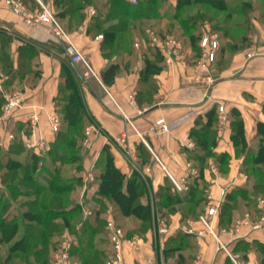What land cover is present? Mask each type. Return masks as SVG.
<instances>
[{"label": "crops", "instance_id": "0c3cea01", "mask_svg": "<svg viewBox=\"0 0 264 264\" xmlns=\"http://www.w3.org/2000/svg\"><path fill=\"white\" fill-rule=\"evenodd\" d=\"M84 13L85 20L67 32L85 55L94 75H86L82 63L70 61L65 45L48 30L27 25L0 0V26L13 37L10 52L14 69L19 67L18 48L22 43H32L40 51L36 59L30 61L31 64L37 61L38 75H26L15 91L24 94L23 106L14 112L9 123L0 125V140L4 141L0 148L8 151L14 143H20L26 153L33 154L27 143L40 139L45 140L49 148L59 132L68 128L61 109L76 93L83 113L77 128L83 129L91 141L88 148L84 146L85 140L82 142L86 153L83 176L92 172L96 178L103 172L106 150L125 179L122 191L128 192L129 182H139L144 188L140 199L150 208L147 230L137 233L130 229L131 233L126 234L124 264H194L198 256L204 264H261L255 243L264 244V227L257 230L250 224L238 225L248 214L251 222L257 220V201L251 211L241 209L230 225L220 223L228 196L250 185L241 170L243 158L232 141L231 121L234 111L240 114L247 144L257 150L258 124L264 123V55L248 59L246 48H241L232 54L227 65L225 55L218 54L209 68L196 70V60L190 61L191 52L186 50L185 62L166 65L154 77L156 89L148 94L149 86L141 80L144 43L140 49L134 46L131 55L107 59L102 52L103 38H97L101 34L91 28L97 9L91 5ZM136 40L143 41V37L135 34L134 42ZM263 45L264 42L259 46ZM56 46L63 51L58 52ZM116 61L120 64L117 75L111 83L105 84L102 73ZM4 79L1 72L0 89ZM221 105L227 116L222 129ZM33 114L39 116L36 128L31 123ZM53 115L60 119L58 132H54L50 124ZM210 115L215 120L211 126L216 133L213 151L218 156L227 155L223 161L219 157L200 159L202 152L193 131L205 132ZM160 119L168 125V132H162L156 125ZM10 133L15 136L13 141L7 138ZM26 153L20 158L24 159ZM176 183L182 186L181 190ZM195 187L197 194L191 196ZM87 190L86 197L95 192L92 186ZM165 193L172 195L169 207L161 203ZM178 199L182 202H177ZM211 207L217 209L211 225L228 245L236 263L227 252L217 250L211 234H199L205 227L197 214H206ZM116 208L112 203L111 209ZM121 223L134 226L142 222L130 216L123 217Z\"/></svg>", "mask_w": 264, "mask_h": 264}, {"label": "trees", "instance_id": "16d2710c", "mask_svg": "<svg viewBox=\"0 0 264 264\" xmlns=\"http://www.w3.org/2000/svg\"><path fill=\"white\" fill-rule=\"evenodd\" d=\"M22 1L31 12L40 9L37 0ZM44 1H51L55 17L66 31L82 23L85 20L84 10L93 5L97 14L91 21V28L103 35L102 52L107 59L131 55L134 36L140 34L144 38L141 80L148 84V94L156 89L154 77L166 67L164 51L147 45L144 30L148 25L155 27L162 38L168 33L181 40L191 48L190 61H195L199 56V43L205 25H211L213 31H218L234 53L241 49L239 43L245 44L249 38L241 34L238 40L237 35L231 32L227 25L232 15L241 6L244 22H251L250 25L254 22V18L250 17L254 9L251 0L235 1L237 5H231L233 0H137L136 4L128 0ZM211 10L226 13L225 18L216 21L210 15ZM12 40L13 37L0 26V73L5 78L0 89V114L6 102L5 95L15 92L26 75L37 76L39 73L38 66L37 71H28L32 68L30 61L36 59L40 52L34 44L28 42L19 46V67L14 69L10 52ZM55 49L63 51L60 46ZM119 65L117 61L111 62L104 70L102 79L105 84L114 80ZM70 66L79 73L76 67L72 64ZM61 113L68 128L59 132L42 158L26 153L20 143H14L8 151L0 148V249L8 246L5 252L0 250V264H50L60 244L54 238L69 232L74 237L70 248L73 261H79L80 264H107L109 252L104 231L108 220L104 219L106 213L111 211V217L118 223H121L123 217L130 216L141 220L142 223L134 227L120 224L125 237L131 233L130 229L143 233L149 227L150 208L140 199L144 196V188L134 180L128 183V192H123L125 179L115 167L112 155L106 150L103 152V172L89 185L95 188V192L86 197L93 215L84 216L82 207L72 198V194L84 185L83 162L86 154L82 145L86 135L83 129L77 128L83 113L76 93L62 107ZM214 121L210 115L205 132L199 129L193 131L202 152L201 160L219 157L223 161L227 158V155L218 156L213 151L216 133L211 126ZM231 126L232 141L238 155L243 158L241 170L252 184L238 188L228 196L220 225H230L241 209L251 211L257 198L264 196V123L258 124L257 150L248 146L243 120L235 111ZM23 153L26 156L21 159ZM190 194H197L196 187L192 188ZM188 197L189 194L185 196ZM171 202L172 195H162L163 206L169 207ZM177 202L181 203L182 199ZM112 203L117 206L116 209H111ZM203 214L197 216L200 218ZM256 216H259V210ZM255 246L261 255L260 263L264 264V244L255 243Z\"/></svg>", "mask_w": 264, "mask_h": 264}, {"label": "built area", "instance_id": "2783aa9c", "mask_svg": "<svg viewBox=\"0 0 264 264\" xmlns=\"http://www.w3.org/2000/svg\"><path fill=\"white\" fill-rule=\"evenodd\" d=\"M133 4H136V0H128ZM5 5L13 13L21 16L24 22L27 25L33 27H41L48 30L58 41L62 42L65 45V52L70 61L73 63H82L87 72L86 75H94L89 62L87 61L85 55L82 51L75 45L71 35L64 29L63 25L55 17L53 10L50 6H46L39 1L40 9H35L33 12L29 11L27 6L23 3L22 0H5ZM92 13L94 11L92 10ZM145 36L147 45L151 48H161L164 51L165 64L172 66L176 61L186 60V49L183 44L177 40L172 35H165L163 38L160 37L159 32L156 28L148 27L145 29ZM98 39L103 38V35H99ZM141 40H136L134 43L135 48L140 49L142 45ZM201 48L203 49L202 57L197 60L195 63L196 70L207 69L212 65L217 58V51L219 49V42L216 37L208 34H204L200 43ZM245 54L248 59H252L259 55H264V45L260 46H251L245 49ZM6 102L2 108L0 115V125L9 123L14 112L23 106L25 97L21 92L9 93L5 96ZM220 111V126L221 129L227 122L226 111L224 105H221L219 108ZM39 116L33 114L31 117V123L33 128L38 126ZM50 124L54 132H58L60 128V119L53 115L50 117ZM156 125L161 129L162 132H168L169 127L165 123L164 119L157 121ZM90 134V131H87V135ZM9 141H13L15 136L13 133L8 134L7 136ZM124 138V137H123ZM4 145V141L0 140V147ZM85 147L91 146V141L87 137L84 141ZM192 147V144H189ZM27 147L33 151V154L39 158H42L44 152L47 150L46 141L40 139L38 141L27 143ZM40 166L43 165L42 162L39 163ZM85 182L91 184L95 182V175L92 172H89L85 176ZM87 187V186H86ZM85 187V190H86ZM176 187L181 190L182 186L176 183ZM259 216L257 220L251 222L250 215H246V218L238 221V225L247 224L251 225L254 229L260 230L264 227V196L259 197L257 200ZM80 206L82 207L83 214L85 217H90L93 215V210L87 207L82 201H80ZM217 209L215 207L209 208L206 214L201 215L199 220L204 225L205 230L199 234L209 233L215 239L217 244L218 251H225L228 254V257L235 262L233 256L230 254L229 247L227 244L223 243L220 239V234L216 231L211 225V219L216 215ZM105 232L107 236V241L109 244V257L107 264H124V245L126 242L125 233L123 228L117 224V222L109 218L105 223ZM224 232L223 230H220ZM72 241L65 240L59 250L54 255L50 264H77L73 261L70 255ZM236 263V262H235ZM194 264H204L203 259L198 256L194 260Z\"/></svg>", "mask_w": 264, "mask_h": 264}, {"label": "rangeland", "instance_id": "374dc122", "mask_svg": "<svg viewBox=\"0 0 264 264\" xmlns=\"http://www.w3.org/2000/svg\"><path fill=\"white\" fill-rule=\"evenodd\" d=\"M42 2V4H44V5H46V6H50L51 7V5H52V3L51 2H49V1H47V2H45L44 0H41ZM137 1V0H136ZM240 2V1H238V0H233V3L231 4V5H235L236 4V2ZM252 2H253V5H254V9H253V11L250 13V17L253 19L254 18V22H252V24L250 25V23L248 22V23H245L244 22V16L242 15V13H241V11H240V9H242L241 8V6H239L238 8H237V12L235 13V14H233L232 15V17H231V19H230V23H229V25H227L229 28H230V30H231V32L232 33H235L236 35H237V38H238V40H240L239 38L240 37H238V35H241V34H246V35H248V38H249V40H248V42L247 43H245V44H241V43H239V46H240V48H242V49H244V48H249V47H251V46H253V45H255V46H259V45H261L263 42H264V0H251ZM133 4V3H132ZM237 5V4H236ZM168 7V6H167ZM167 9V8H166ZM216 13H218L217 11H215V10H211L210 11V15L211 16H213V17H215L216 19V21H221L222 19H224L225 18V14L226 13H218V15H216ZM247 24H248V26H247ZM64 27V26H63ZM148 27H153V26H147L146 28H148ZM145 28V29H146ZM153 28H155V27H153ZM64 29H65V27H64ZM66 30V29H65ZM144 33H145V30H144ZM204 34H208V35H212V36H214V37H216V39H217V41L219 42V49H218V51H217V56H218V54L219 55H225V63H226V65H227V63H229V61H230V58L232 57V54H233V52H231V49H229L228 47H227V41L225 40V39H222V36H221V34L218 32V31H213L212 30V26L211 25H205V30H204V32H203V36H204ZM167 35H172V34H168L167 33ZM173 36V35H172ZM144 37L146 38V36H145V34H144ZM174 37V36H173ZM176 38V37H175ZM203 38V37H202ZM177 39V38H176ZM143 40H144V38H143ZM177 40H179V39H177ZM182 44H183V42L181 41V40H179ZM143 42V41H142ZM135 43V42H134ZM200 43H201V41H200ZM200 43H199V49H200V52H199V56H198V58L196 59V61L195 62H197V60H199L201 57H202V54H203V49L201 48V46H200ZM259 43V44H258ZM183 46H184V48L186 49V50H189L190 52H191V48L190 47H187V46H185L184 44H183ZM36 60H35V63L34 64H32V68L30 69H28V71L29 70H33L34 72L35 71H37V68H36ZM18 71H20V69L18 70ZM11 93H13V92H11ZM95 180H96V178H95ZM252 184V181L250 182V185ZM90 184H87L86 182H85V177H84V185L81 187V188H78L72 195V198L75 200H77L76 202L77 203H80V201H82L87 207H89V208H91L92 209V207L89 205V204H87L86 203V192L88 191L87 189H89L90 188V186H89ZM87 186V187H86ZM89 186V187H88ZM85 187H86V190H85ZM82 191V194H81V196H80V192ZM93 195V194H92ZM89 196H91V194H89ZM257 200H258V198H257ZM256 200V201H257ZM107 215H104V219H109V218H112L111 216V214H113L111 211H109L108 213H106ZM113 219V218H112ZM115 221H116V219H114ZM117 222V224L118 225H120L121 223H118V221H116ZM122 225V224H121ZM120 225V226H121ZM123 226V225H122ZM121 226V227H122ZM105 227V226H104ZM129 227H134L133 225H129ZM104 231H105V229H104ZM70 233V232H69ZM69 233H65V234H61V235H59L58 237H56V238H54V240L55 241H60L59 243V248L61 247V244L65 241V240H68V241H72L73 242V235L72 234H69ZM125 233V232H124ZM105 238L107 239V236H106V232H105ZM108 246H109V244H107ZM108 246H106V247H108ZM7 247L8 246H5L3 249H0L2 252H5V250H7ZM109 249V248H108ZM5 255V254H4ZM3 257V256H2ZM75 262H77V263H79L80 264V262L79 261H75Z\"/></svg>", "mask_w": 264, "mask_h": 264}]
</instances>
